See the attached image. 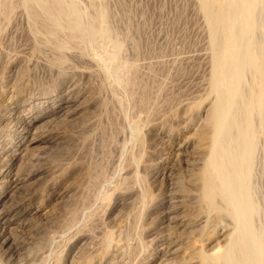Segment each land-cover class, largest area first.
Returning a JSON list of instances; mask_svg holds the SVG:
<instances>
[{
    "label": "bare ground",
    "instance_id": "obj_1",
    "mask_svg": "<svg viewBox=\"0 0 264 264\" xmlns=\"http://www.w3.org/2000/svg\"><path fill=\"white\" fill-rule=\"evenodd\" d=\"M120 1H122V0H120ZM195 1L197 2L195 4H198V6H197L198 9L197 8L196 9L198 10L199 14H197V15H200L201 18L203 19L202 21H203V24L205 26L203 31L204 30L206 31L205 36L207 38V41H205V43H204V44H206L205 45L206 47L204 48L203 55L201 54L202 55V63L204 62V65H205V66L202 65L205 68V70H204L205 73L202 72V74H203V78H204V74H205L204 83L206 82V85H205L206 87L202 86V88H204V89L206 88L205 90L207 92L205 91V93H203V96L205 98H203L204 101H202L201 103L199 101H197V103H196V100H195L194 104L189 103L190 101L188 102L187 99H186L187 100L186 103H183V100H182L181 109L183 111L180 110V116H181V112H182L184 114V117L186 116V121L184 119H182V120L187 122V124L191 122V124H193V126H194L193 131H195L196 134L193 133V135H194V139H196V144H197L196 150H197V152L194 150L196 153V156L193 155L194 157H192V161L190 162V163H192L193 166L190 164L192 167H190V169H187L188 170L187 178L184 177L185 174H182V175H184L183 177L186 179L183 178V180H182V179H176L175 178V179H173L174 181L173 182L171 181V184H169L170 186L167 185V186H169V188L167 187L168 190L167 191L165 190L166 192L163 194L166 197L167 203H169V204L171 203V206H167L165 212L164 211H163L164 213L162 212L163 215L161 216L160 221L158 220L159 222H157V225H156V229L158 230V232L156 231L157 234L155 235V237L149 239L148 240L149 244H147L146 243L147 240L146 241L144 240V236L142 238L141 237L142 235L140 236V235H138L139 233L138 234L136 233V229L140 228V227H137L138 223L140 222L141 219L143 220V218L145 216V215H143L146 212L144 210H148L145 208L153 200L151 194L148 191L149 187H147V188L144 187L147 185L146 184L147 183L146 178H145V184L146 185H143L144 184L143 183L144 177H142V175L145 176L144 174H146V173L144 171L147 170V167H145V170L142 168L144 174L140 173V172H142V171H140L141 167L146 166L148 164L147 161H146L147 164L144 162L145 161L144 155L147 153L149 154V152H145V150L143 149V147H144L143 144L147 143V142L144 143V139H146L145 134H147V136H148L147 138L150 140V141L145 140V141H148V143L151 142V139H152V141L155 139H158V140L160 139L159 137L161 135L159 136V133L161 131H163L164 129H167V121L170 122V116L171 115L169 116V114H168L169 120L164 119L165 117L162 115L164 120H162V121L160 120L161 122L157 123V122H154L155 120L153 122L151 121L152 118H156L154 116L155 115L154 110L157 109V106L155 107L156 101L153 103L152 101H154V100H152V98L155 97L154 94L155 95H157V94L154 91V93L152 95V91H151L152 86L150 87V90H149V87L147 86L148 90L151 93H148V91L146 92V88H145V91L143 89H140V88L146 87V85L143 87L140 84V83L143 84L142 81L140 82L141 78L139 79V77H140L139 74L140 75L143 74V73L142 74L140 73L141 70L139 71V69H140L139 66H141V65L136 64L134 61H132L133 57L129 60V59H127L129 57L126 56V58H124V56H123V53L124 54L127 53V52H125V49H126V51H129V50H127V48H124V46L128 47V45H125L128 43L125 42L127 39L123 37V36L129 35V34H127L128 31H126V34H124L122 36L120 34V32L123 34L124 27H123V32H122V30L118 32L117 29H119L120 27L116 25L117 28H115L116 27L115 24H114L115 27L113 26V24H111L112 19L114 18V15H113L114 11L112 10L113 13L109 12V8H111L112 6L109 7V5H108L109 3H106V2H108V0H0V38H3L1 34L2 33L4 34V30L6 29V26L9 23H11L10 22L11 17L13 16V13L16 12L15 10L16 9L22 10L26 16V17H24L26 19H23V20H26V22H27L26 26L28 27V31H30V33L32 34L31 37H33V40L36 42V44L34 45V48H38L37 50H39V52L43 49L42 50V56H43V52H44V54H46L48 52H50V54H51L50 57L48 56L50 54H48V55L46 54L49 58L48 57L46 58V55H44L45 56L44 58H46V59L43 58L44 60H46L45 61L46 65L45 64L44 65L47 67H45L44 65L43 66L46 69L48 68V72H50L49 70H52V71L55 70V72H57V74L59 76L58 72H60L63 65L67 62V60H68L67 56L68 55L70 56V54L74 55L80 59H85L88 61V63L90 62L94 66V67H92L93 70L88 71L85 74L83 73L82 75L87 76V79L90 77H93V76L99 77V79H101V80H99V81H101L99 83H102V85H103L102 88L106 86L107 89L110 91V98L112 99V101L115 102L114 103L115 105L117 104V106H118L117 108L120 111V116H121L123 125L125 128H127V131H128L127 139H123L124 141L120 145H118L119 150H120V159H121V161H120L121 163L119 165V167H121V168H119V169H121V171H125V172H126V170H128L126 175L128 174L129 178L133 179V183L135 181V183L138 184V185L135 184V187L137 186V188L134 189L135 187H133L132 191L134 189V191L136 192V193H134V194H136V196L135 195H133V196L138 197L137 200H138L139 204H137V206L139 205V207H138V210L134 213V215H133V213L131 214L132 216L130 215V218L133 219L134 221L132 222L133 223L132 225H131V223L129 224L130 226H132L131 227L132 233H130V234L135 236L136 246L130 247V244L128 243L129 239H127L128 241L126 240V238L131 237V236L130 237L126 236L125 231L127 230L128 232H130L129 231L130 229L127 226H125V227H127L129 230L125 227H122V226H121L122 229L121 228L117 229L115 226L114 227L112 226L113 228H116L114 230H112L113 228H110V230H109L108 227H107V229H105L103 227L102 230H100L101 232L99 233V236H97V234H95L96 237H95V235L90 236V234H88L86 232L87 234H82V235H89V239L90 240L92 239L94 242L93 241H91V243L89 242V245L90 244L91 245L88 249L89 252L86 253L87 255L85 254V252L88 250L85 251L86 248L85 249L82 248V253L84 252V254L86 256L85 255L83 256L84 259L79 264H104L106 261H109V262L111 261V263H112V261H115L116 259H118L119 256L121 257V255H123V254L125 255V253L132 257V259H133L132 261H134V264H143V263H147L149 261H156L155 264H264V192H263L264 191L263 190L264 185L262 184L263 185V187H262L260 184L261 183L260 180H262V183H264V0H195ZM123 5H125V4H123ZM114 8L115 7H113L112 9H114ZM121 9L123 10V8H121ZM116 10H118V9L116 8ZM131 14L132 13H130L129 15L131 16ZM110 15H112V18L110 17ZM117 15L119 16V14H117ZM133 17H135V16L133 15ZM110 18H111V22H110ZM123 18H124V16H123ZM21 19H22V17H21ZM113 20H115V19H113ZM123 21H125V19L120 21V22L122 23ZM16 22L19 24L20 21L19 22L16 21ZM16 22H15V24H16ZM130 22L134 23V21H130ZM112 23H114V22H112ZM125 23H127V22H125ZM20 24H22V23H20ZM129 25H130V23L127 24V27ZM136 27H138V26L136 25ZM136 27H135V31H136ZM132 28L133 27H131L130 29H132ZM15 29H17V28H15ZM136 32H138V31H136ZM129 33H130V30H129ZM131 35L128 36L129 40H130L129 37H131ZM5 36H7V35H5ZM24 36H26V35H24ZM134 36H136V35H134ZM121 37L124 38V40L125 39L126 40L124 41ZM135 41H137V40H135ZM136 43H138V42H136ZM1 45H3V44H1ZM137 45H139V44H137ZM202 46H204V45H202ZM1 48H3V47H1ZM46 49H47V52L45 51ZM178 49H180V48H178ZM30 50L32 51V48ZM34 50H36V49H34ZM133 50H135V49L133 48ZM175 51H176V49H175ZM26 52H27V50H26ZM32 52L34 53V51H32ZM32 52H30V53H32ZM132 52L133 51H131V53ZM35 53H37V52L35 51ZM134 53H135V51H134ZM139 53H141V52H139ZM158 53H159V51H158ZM163 53H165V52H163ZM180 53H179V55H180ZM195 53H196V51H195ZM167 54H169V53H167ZM199 54H200V52H199ZM15 55H16V53H14V56ZM39 55L41 56V54H39ZM149 55H150V53H149ZM160 55H162V53ZM163 55H166V54H163ZM183 55H185V54H183ZM183 55H181V56H183ZM69 56H68V58H69ZM171 57H173V56H171ZM72 58H70V59H72ZM157 59H160V58L157 57ZM188 59H190L189 56H188ZM38 61H41V60H38ZM175 61H177V60L175 59ZM194 61H196V59ZM41 62H43V61H41ZM136 62H137V60H136ZM165 62H166V60H165ZM43 63H41V64H43ZM159 63H160V61H159ZM185 63H188V62H185ZM24 64H26V63H24ZM84 64H85V62H84ZM165 64L167 65V63H165ZM87 65H89V64H87ZM87 65H85V66H87ZM166 65H164V66H166ZM179 65L180 64H178V66ZM147 67H148V65H147ZM151 67H153V66H151ZM159 67L160 66H157V68H159ZM168 67H169V65H168ZM82 68L80 70H85ZM143 68L141 67V69H143ZM163 68H165V67H163ZM153 69H154V67L150 71L149 75L152 74L151 72H153ZM161 69L162 68H160V70ZM169 69H171V68H169ZM201 69H202V67H201ZM24 70H26V67H24ZM28 70H29V68H28ZM33 70H36V69H33ZM74 70H75V68H74ZM80 70H78V71H80ZM87 70H88V68H87ZM36 71H38V70H36ZM52 71L50 72V74L53 73ZM145 71H147V69ZM27 72L24 74H27ZM158 72H159V70H158ZM174 72H176V71H174ZM15 73H16V71H15ZM61 73L62 72H60V74ZM145 73H147V72H145ZM153 73H156V72L154 71ZM45 74H46V72H45ZM78 75H79V73H78ZM163 75H166V74L164 73ZM147 76H148V74H147ZM151 76H154V78H156L158 75H156V76L151 75ZM142 77H143V75H142ZM168 77L170 78V76H168ZM33 78L34 77H32V79ZM54 78H55V76H54ZM75 78H76V76H75ZM160 78H161V76H160ZM45 79L46 78H44V81H45ZM80 79H82L81 76H80ZM142 79H144V78H142ZM166 79H167V77H166ZM168 79H167V81L169 82ZM155 80H157V79H155ZM202 80L203 79L201 78L200 81H202ZM19 81H20V79H18V83H19ZM21 81H22V78H21ZM24 81H26V80H24ZM37 81L36 82L33 81V82L37 83ZM146 81H148V80L146 79ZM146 81H144V83ZM80 82H79V84H80ZM164 83H166V81H164ZM204 83H202V85ZM15 84H16V80H15ZM22 84H24V83H22ZM85 84H86V82H85ZM152 84H153V82H151V85ZM168 85L169 84L167 83V86ZM4 86H2V87L5 88V90H6V88L8 86L7 87H4ZM88 86L89 85H87V87ZM139 86H142V87L138 88ZM157 86H156V88H157ZM2 87H0V90H2L1 91L2 96L0 98V111L3 110V108H5L6 105L8 104L7 102H6L7 104H4L5 99L4 98L2 99V97L4 96L3 95L4 89ZM17 87H18V85L16 86V89H17ZM165 87H166V85H165ZM20 88H23V86ZM162 88H164V87H162ZM16 89H15V91H17ZM49 89H50V87H49ZM98 89H99V87H98ZM138 89H140L141 91L143 90V91L140 92V94H139L138 91H140V90H138ZM165 89H167V88H165ZM165 89H163V91ZM23 90H24V88H23ZM154 90H155V88H154ZM160 90H158V92H157L158 94H159ZM167 90H166V92H168ZM18 92H20V91H18ZM21 92H22V90H21ZM102 92H103V90H102ZM166 92L164 91V94H166ZM44 93H45V91H44ZM106 93H108V92L106 91ZM147 93L149 95H147ZM168 93H170V92H168ZM13 94H15V92ZM63 94H64V92H63ZM89 94H90V92H89ZM97 94H99V92H97ZM97 94H96V96L94 95L95 96L94 100L98 101L97 105L102 104V106L105 107L107 100H106V102H103L104 105H103V103H99L102 98H100ZM201 94H202V91H201ZM205 94H206V96H205ZM66 95H67V93H66ZM150 96H154V97L151 98ZM203 96H201V97H203ZM179 98H180V96H179ZM9 99H10V96L7 97L6 101H8ZM159 99H160V95H159L158 100ZM169 99H170L169 102L170 103L172 102V104H173L174 100L171 101V98H169ZM169 99H165V100H169ZM173 99H176V98H173ZM158 100H157L156 105H158ZM179 100L181 101V98ZM66 101H68V100H66ZM102 101H103V99H102ZM110 102H111V100H110ZM110 102L108 101V103H110ZM175 102H177V101L175 100ZM178 104L179 103L177 102V107H178ZM113 105H111L110 107H112ZM164 105L162 104V106H164ZM9 106H10V104H9ZM9 106H7V107L10 108L11 106L10 107ZM106 106H107V104H106ZM153 107H155L156 109H154ZM161 108L163 109V107H161ZM168 108H169V106H168ZM172 111L173 110H171V112ZM1 112H3V111H1ZM173 112H175V111H173ZM155 113H158V112L155 111ZM167 113H168V111H167ZM113 114H114V112H113ZM178 114L176 113V115H178ZM176 115H172L171 118L173 116H176ZM118 116H119V114H118ZM151 116H152V118H151ZM159 116H157V117H159ZM180 116L178 115V117H180ZM8 117H10V116H8V114H7V118ZM184 117H182V118H184ZM99 118H100V116H98V119ZM150 118H151V120H150ZM176 118H177V116L175 117V119ZM16 119H21V116L15 117L14 120H16ZM96 120H97V118H96ZM113 120H115V118ZM113 120H111V122ZM172 120L173 119H171V121ZM172 122H174V121H172ZM117 123H118V121H117ZM16 124H19V123H16ZM182 124H184V123H182ZM187 124H185V125H187ZM7 125H9V124H5V127H3V128H5V129L8 128L9 126H7ZM172 125H169L168 128H169V130L173 131L174 128L172 127ZM175 126H177V125H175ZM11 127H12V125H11ZM110 127H112V126H110ZM113 127H114V125H113ZM3 128L1 131H3ZM116 128L118 130V127H116ZM121 128L123 129V127H121ZM178 128H179V126H178ZM180 128H182V126H180ZM102 129H103V127H102ZM145 130H146V133L144 134ZM111 131H113V130H111ZM103 132H104V129H103ZM110 133H112V132H110ZM116 134L117 133H115V135ZM119 134H121V132ZM96 135L98 136V134H96ZM99 136H98V138H99ZM31 137H32V135H31ZM95 138H97V137H95ZM115 138H117V137H114L113 139H115ZM107 140H108V138H107ZM111 141H112V139H111ZM121 141L122 140H120V142ZM95 143H96V141H95ZM148 143H147V145H149ZM88 144H90V143H88ZM88 144H87V146H88ZM108 144H110V143H107V147L109 148ZM138 144L142 145V149H141V147L140 148L138 147ZM103 145H100V146H102L100 148H103ZM105 145H104V147H105ZM133 145H136V147H137L136 150H138V149H141V150L135 151L136 153L131 151L132 149L130 147H133ZM147 145H146V148H147ZM179 145H180L179 147H181V144H179ZM194 146H195V144H194ZM24 147H26V146H24ZM115 147H117V146H115ZM115 147H114V149H115ZM149 147H148V149H149ZM163 147H164V145H163ZM22 148L23 147H21V149ZM128 148H130V149H128ZM160 148H162V146ZM111 149H113V148H111ZM24 150L27 151L26 148H24ZM149 150H153V147L150 148ZM158 150H160V149H158ZM106 151H107V149H106ZM114 151H116V150H114ZM162 151L165 152V150H162ZM176 152L179 153L180 150L179 151L177 150ZM186 152H188V151H186ZM186 152H184V153L186 154ZM169 153H166V155L168 156ZM192 153H194V152L192 151ZM23 154L26 155V153H23ZM110 154H112V153H110ZM182 154H183V152H182ZM187 154H189V153H187ZM109 156L110 155H108V157ZM167 156H165V157H167ZM171 156H172V154H171ZM20 157H21V155H20ZM23 157H25V156H23ZM169 157L168 158H162L161 160L166 161L167 159H169ZM110 158H108V159H110ZM112 158L114 159V157H112ZM117 158H119V157H117ZM159 159H160V157H159ZM159 159H158V161H159ZM111 161L113 162L114 160H111ZM159 163H161V161ZM187 163L189 164V162H187ZM112 165H114V164H112ZM115 166H116V164H115ZM124 166H126V168H128V169H124L125 168ZM112 167L114 168V166H112ZM149 167L150 166H148V168ZM96 168H98V167H96ZM116 168H118V164H117ZM85 169H86V167L84 168V170ZM92 169H94V168H92ZM89 170L90 169H88L87 171H89ZM112 171L111 172L109 171V172L112 173ZM117 172H118V176H119L120 171H117ZM146 172H148V171H146ZM89 173L91 174V171L86 173V175ZM94 173H96V172H94ZM99 173L100 172L98 171L96 173L98 175L95 174L96 176L93 175L92 177H90V178H92V180H90V181L88 178L89 175L86 176V178L89 181L87 183L88 184L87 187L85 186L86 192L84 190H83L84 192H82V189L80 191L83 194L85 193L84 195H86V196L79 193L78 197L82 198L81 197V195H82L83 199L80 201V203H79V200L76 201V203L78 202L79 205L78 206L76 205L77 207L75 206L76 208L75 209L73 208V210L71 209L72 211L69 212V215L71 213L70 218L68 216L69 219L65 223L63 222L64 224L61 227V231L59 232L60 234L57 235V233L56 234L54 233V235H50V236L47 235L48 236L47 237L48 239L46 240L47 249L44 251V253H43L44 255H42L41 251L43 249H45L46 247L43 245L42 246L40 245L41 247H43V249L42 250L39 249V250H41V251H39L41 253L39 255L40 256L42 255V258L45 259L44 264L47 263V259H46L47 257H49L51 255L50 258H52L54 256V255L52 256V254L56 255L55 258L57 259L56 260L57 264H65L64 262H66V256H67L66 253H68V252L65 253L66 255L64 254V256H65L64 257L61 253H58V250L57 251L54 250V249L58 248L57 246H60V244H59L60 240L62 242H64L63 241V239H64L63 235L67 234L70 231H74L73 233H75V231L78 229H79L78 230L79 232L84 231V230L80 231V229L84 228V226L81 228L82 225L80 226V222L82 223L84 220H90L91 221L92 218L94 219V217L96 215H98L97 213L99 211L100 206H101V209H103L102 205L105 206V205L111 203L108 200L111 198L112 195H114L113 193L121 186L120 184H117V183L113 184L116 180L115 178L119 179V177H117L116 172L113 173V175H111V176H107V175H105L107 172H105V174H104V172H102V169H101V173L100 174ZM110 173H108V174H110ZM140 174H141V176H140ZM179 178H180V176H179ZM120 179H121V172H120ZM126 179L127 178L124 177L123 182L126 181ZM120 181H122V180H120ZM120 181L118 180V182H120ZM123 182H122V184H124ZM131 182H132V180H131ZM83 184H85V182ZM118 185H120V186L118 187ZM126 185H128V184H126ZM126 185H125L124 189L128 188V187H126ZM129 191H131V190H129ZM124 192H125V190H124ZM78 197H77V199H78ZM153 197L157 198L156 196H153ZM155 198H154V200H156ZM107 201L110 203H106ZM179 202H181L183 204V206L186 202H188L189 205L186 207L187 210H186V208L184 209V211H185V213L183 212L184 215L181 216L180 218H177L174 216V213H173V216L171 215V210L174 208L172 205H174L175 203L178 204ZM177 204L175 206H177ZM105 207H104V209H105ZM173 210H175V209H173ZM105 211H106V209H105ZM105 211H103V212H105ZM3 213L0 211V220L4 219ZM104 215H105V213H104ZM102 216H103V214H102ZM142 216H143V218H142ZM105 217H107V215ZM132 217H134V218H132ZM130 218H129V222H131ZM101 219H100V221L103 220V219L102 220ZM90 221H88V222H90ZM120 223H122V222H120ZM84 224H85V221H84ZM145 226H144V228H145ZM85 228L87 229V227H85ZM123 228L126 230L124 231ZM88 229H89V227H88ZM88 229L86 231H88ZM94 229H95V227H94ZM98 229H100V226ZM97 230L96 231L93 230L94 233L98 232ZM66 236L67 235H65V237ZM73 236L75 237V235H73ZM74 237H72V238H74ZM133 237H132V239H133ZM67 239H69V238L67 237L66 240ZM71 240L72 239L70 237V241ZM180 240L184 241V244L182 242L180 244H183L185 246V248L187 247L188 251L186 249V252H181V251H185V248L183 245H181V246H183L184 250L182 249L180 251L181 246L177 245V243ZM68 241L69 240H67V242ZM86 241H84V242H86ZM62 242H60V243L62 244ZM88 246H86V247L88 248ZM63 248H65V247H62V249ZM62 251H64V249ZM37 252L38 251H36V253ZM59 252H60V250H59ZM62 253H64V252H62ZM130 256L128 258H130ZM71 259H73V261H75L74 260L75 258H71ZM120 259H122V257ZM120 259H119V261H120ZM36 260H38V259H36ZM40 261H41L40 264H42L43 260L41 259ZM71 261L69 264H73V263L76 264L79 262L77 260L78 262L75 261V262L71 263ZM130 263H132V262H130Z\"/></svg>",
    "mask_w": 264,
    "mask_h": 264
},
{
    "label": "rangeland",
    "instance_id": "obj_2",
    "mask_svg": "<svg viewBox=\"0 0 264 264\" xmlns=\"http://www.w3.org/2000/svg\"><path fill=\"white\" fill-rule=\"evenodd\" d=\"M106 3H109L108 4L109 7L112 6L111 8H109V12H112V10L114 11V13L113 12L112 13L114 15L113 19H115V20L112 19V22H114V23H112L111 22L112 15H110L111 24H113V26L115 24V26L117 25L120 27L119 29H117L118 32L121 30L123 32V27H124L123 34L120 32V34L122 36L124 34H126V31H128L127 34H129L127 36H123L124 38L127 39V40L125 39L126 41L124 40V38H122V37L121 38L126 43H128V44L124 43L125 45H128V47L124 46V48H127V50H129V51L131 50L133 52L131 53V51L129 52V51H126V49H125V52H127V53H125L126 55L123 53L124 58H126V56H127V57H129L127 59L130 60L133 57L132 61H134L136 64L141 65V66H139V68H140L139 71L141 70L140 73L141 74L143 73L142 74L143 77H142V75L139 74V76H140L139 79L140 78L141 79L144 78V79H142V80L140 79V82L141 81L143 82V84L142 83H140V84L143 87L146 85V87L140 88L142 86H139L138 88L143 89L144 91L146 88V92L148 91V93H151L149 90H150V87L152 86V88H153V89L151 88L152 95L155 91L158 96L154 94L155 97L154 96H150V97L151 98L154 97V98H152V100H154L152 102L154 103L156 101L155 102L156 104H157V100H158L159 95H160V99L158 100V105L155 104V107L157 106V109L155 107H153L154 109H156V110H154L155 115L153 114L156 118H152V116H153L152 115L151 116L152 120H151V118H150V120L152 122L155 120L154 122L159 123L164 119L169 120L170 115L172 116V115H176V113L177 114L179 113L178 115L180 116V110L183 111L181 109L182 100H183V103H186V101L188 100V102L190 101L189 103H193V104L195 103V100H196V103H197V101H199L200 103L202 101H204L203 98H205V97L203 96V93H205L206 88L204 89V88H202V86L206 87L205 86L206 82L204 83L205 74H204V78H203V74H202V72L205 73V71H204L205 65H204V62L202 63V55L204 52V48L206 47L205 46L206 44H204V43H205V41H207V38L205 36L206 31L205 30L203 31V29L205 27L203 24V21H202L203 19L201 18L200 15H197V14H199L198 10H197L198 4H195L197 2L195 0H122V1H120V0H116V1L115 0L114 1L108 0V2H106ZM123 4H125V5H123ZM113 7H115V8L112 9ZM116 8L118 10H116ZM121 8H123V10ZM15 11L16 12H14L13 16L11 17V21H10L11 23H9L7 25L8 27L6 26V29H5L6 31L4 30V34L7 36H5L2 33L1 35L3 38H0V87H2L4 85H5L4 87L8 86L6 88V90H5V88L2 87L4 89V93H3L4 96L2 97V99L3 98L5 99L4 104H7V103L8 104L6 105L5 108H3V110H1L3 112L0 111V133H1L0 134V211L2 213L3 212L5 213V214L3 213L4 219L0 220V264H40L41 259L43 260L42 264H44L45 259L42 258V255H44L43 253L47 249V246H46V240L48 239L47 237L50 235H54V233L55 234L57 233V235L60 234L59 232L61 231L62 225L70 218L71 213L69 215V212H71L73 210V208L75 209L79 205L78 202L76 203V201L79 200V203H80V201L83 199L82 195H84L85 193L83 194L82 192H84V191L86 192L85 186L87 187V185H88L87 183L90 180H92V178H90V177H92L93 175L94 176L98 175V174H96L98 171L101 173V169H102V172H104V174H105V172H107L105 174L107 176H111V175H113V173L116 172L117 177H119V179L115 178L116 180L113 184L117 183V184H120L121 186L118 185V187L119 186L120 187L113 193L114 195H112L111 198L108 200L111 203L107 201L106 203H110V204L105 205L106 204L105 203L104 205L106 207L102 205L103 209L105 207L106 211H105V209L104 210L101 209V206H100L99 211L97 213L98 215H96L97 217L95 216L94 219L93 218L91 219V221L95 220L96 222L95 221L91 222L90 220H84L85 224H84V221L82 223L80 222V226L82 225L81 228L84 226V228L80 229V231L84 230L85 232L84 231L79 232L78 231L79 229L76 230L75 233H73L74 231L68 232L67 234H65V235H67L66 237H65V235H63V236H64L65 240L68 237L69 239H67V240H69V241L67 242V240L65 241L63 239L64 242H62L60 240V242H62V244L59 242L60 246H57L58 248L54 249L56 251L58 250V253H61L63 256L66 252H68V253H66L67 254V256H66V262L67 263L64 262L65 264H69L71 260H72L71 263L78 260L79 262L77 261L78 263H76V264H79L84 259L83 256L89 252L88 249L91 245V244L89 245V242L91 243V241H93L92 239L91 240L89 239V235H82V234L88 233V234H90V236L91 235L94 236L95 234H97V236H99V233L101 232L100 230H102L103 227L105 229H107V227H108V229L110 230V228H113L114 226L117 229L118 228L122 229V227L127 226L130 230L127 227H125V228H127L130 232H128L126 229L123 228L124 231L126 230L125 231L126 236H128V237L131 236L130 237L131 239L134 236V235L130 234V233H132V231H131L132 226H130L129 224L131 223V225H132L133 224L132 222L134 221L133 219L130 218V215L132 213L134 215V213L138 210V207H139V205L137 206V204H139L138 200H137L138 197L133 196V195L136 196V194H134V193H136L134 191V189H136L137 186L135 187V184H136L135 181L133 183V179L129 178L128 174L126 175L128 170H126V172H125V171H121V169H119V168H121V167H119V165L121 163L120 162L121 159H120V150H119L118 145H120L124 141L123 139H127L128 131H127V128H125L123 125V122H122V119L120 116V111L117 108L118 107L117 104L115 105L114 104L115 102L112 101V99L110 98V91L107 89L106 86L102 88V86H103L102 83H99V82H101V81H99L101 79H99V77H94V76L87 79V76L82 75L83 73L85 74L88 71H92L93 70L92 67H94V66L90 62L88 63L87 60L80 59V58L70 54V56L68 55L69 58L67 56V59H68L67 62L62 67L63 69L64 68L65 69L63 70L61 68V70H60V72H62V73L60 74V72H58L59 73V76H58V74H57V72H55V70H53V71L49 70L50 72L51 71L53 72L52 74H50V72H48V68L47 69L45 68L47 66H45L46 60H44L48 56L49 57L51 56L50 52L46 53L47 52V49H46L45 53L47 55L48 54H50V55L47 56L43 52V56H42V50L43 49L39 52V50H37L38 48H34V45L36 44V42L33 40V37H31L32 34L30 33V31H28V27L26 26V24H27L26 20H23V19H26V18H24V17H26L25 14L23 13L22 10H19V9H16ZM130 13H132L131 16L129 15ZM117 14H119V16ZM121 14L124 16V18ZM133 15L135 17H133ZM21 17H22V19H21ZM124 19H125V21H123L121 23L120 21H122ZM16 21H18V22L20 21L19 24ZM130 21H134V23H131ZM15 22H16V24H15ZM125 22H127V23H125ZM20 23H22V24H20ZM129 23H130V25L127 27V24H129ZM136 25L138 27H136ZM117 26L115 28H117ZM130 26L133 27L134 29L133 28L130 29L131 28ZM135 27H136V31H138V32L135 31ZM15 28H17V29H15ZM129 30H130L131 34L133 33L132 35L129 33ZM24 35H26V36H24ZM130 35H131V37H129L130 38V40H129L128 36H130ZM134 35H136V36L138 35V36L136 37ZM135 40H137V41H135ZM136 42H138V43H136ZM1 44H3V45H1ZM137 44H139V45H137ZM202 45H204V46H202ZM1 47H3V48H1ZM31 48H32V51H34V53L30 50ZM133 48L135 50H133ZM178 48H180V49H178ZM34 49H36V50H34ZM175 49H176V51H175ZM26 50H27V52H26ZM35 51L37 53H35ZM134 51H135V53H134ZM158 51H159V53H158ZM195 51H196V53H195ZM30 52H32V53H30ZM139 52H141L142 54ZM163 52H165V53H163ZM166 52L169 53L170 55L167 54ZM199 52H200V54H199ZM14 53H16L15 56H14ZM149 53H150V55H149ZM161 53H162V55H160ZM179 53H180V55H179ZM182 53L185 55H183ZM39 54H41V56ZM163 54H166V55H163ZM44 55H46V58H44L45 57ZM181 55H183V56H181ZM171 56H173V57H171ZM188 56L190 59H188ZM157 57L160 59H157ZM70 58H72V59H70ZM175 59L177 61H175ZM195 59H196V61H194ZM38 60H41L44 63L41 61H38ZM136 60H137V62H136ZM165 60H166V62H165ZM159 61H160V63H159ZM84 62H85V64H84ZM185 62H188V63H185ZM24 63H26V64H24ZM41 63H43V64H41ZM165 63H167V65ZM87 64H89L91 67ZM178 64H180V65L178 66ZM85 65H87V66H85ZM147 65H148V67H147ZM164 65H166V66H164ZM168 65H169V67H168ZM202 65H204V66H202ZM151 66L154 67L153 72L155 71L156 73L151 72L152 74L149 75L150 71L153 68ZM157 66H160V67L157 68ZM24 67H26V70H24ZM27 67L29 68V70ZM141 67L142 68L144 67V68L141 69ZM163 67H165V68H163ZM201 67L203 70L201 69ZM74 68L76 71L74 70ZM81 68L85 69V70H80ZM87 68H88V70H87ZM160 68H162V69L160 70ZM169 68H171V69H169ZM33 69H36L38 71L33 70ZM146 69H147V71H145ZM68 70L69 71L71 70L72 72L71 71L69 72ZM78 70H80L81 72ZM158 70H159V72H158ZM15 71H16V73H15ZM174 71H176V72H174ZM26 72H27V74H24ZM45 72H46V74H45ZM74 72L75 73L77 72V73L75 74ZM145 72H147V73H145ZM78 73H79V75H78ZM164 73L166 75H163ZM147 74H148V76H147ZM151 75H155V76L158 75L157 76L158 78L157 77L154 78V76H151ZM54 76H55V78H54ZM75 76H76V78H75ZM80 76L82 79H80ZM160 76H161V78H160ZM168 76H170V78ZM32 77H34V78L32 79ZM166 77H167V79L169 78L168 79L169 82L167 81ZM21 78H22L23 82L21 81ZM44 78H46L45 81H44ZM201 78L203 79L202 81H200ZM18 79H20L19 83H18ZM146 79L148 81H146ZM155 79H157V80H155ZM15 80H16V84L18 83L17 89H16L17 85L15 84ZM24 80H26V81H24ZM143 80L146 81L147 83L146 82L144 83ZM33 81L34 82L37 81V83H34ZM78 81L79 82L81 81L80 84ZM164 81H166V83H164ZM21 82L24 84H22ZM85 82H86V84H85ZM151 82H153L152 85H151ZM167 83L169 84L168 86H167ZM202 83H204V84L202 85ZM87 85H89V86L87 87ZM165 85H166V87H165ZM22 86H23L24 90H23V88H20ZM147 86L149 87V90H148ZM156 86H157V88H156ZM49 87H50V89H49ZM98 87L100 90L98 89ZM160 87L161 88L164 87V88L161 89ZM154 88H155V90H154ZM165 88H167L168 90ZM15 89L17 91H15ZM140 89H138V90H140ZM163 89H165L164 90L165 92L167 90L170 93L166 92V94H164ZM21 90H22V92H21ZM102 90H103V92H102ZM158 90H160L161 93L159 92V94H158L157 93ZM1 91L2 90H0V98L2 96ZM18 91H20V92H18ZM44 91H45V93H44ZM106 91L108 93H106ZM142 91L141 90L138 91L139 94ZM201 91H202V94H201ZM14 92H15V94H13ZM63 92H64V94H63ZM89 92H90V94H89ZM97 92H99V94H97ZM66 93H67V95H66ZM148 93H147V95H149ZM96 94L100 98L103 99V101L101 99V101L99 103L106 102V100H107V103H106L107 106H106V104H105V107H103L102 104L97 105L98 101L94 100ZM90 95L91 96L93 95L92 96L93 98ZM9 96H10L11 100L9 99L8 100L9 102H8V101H6V99ZM179 96L181 98V101L179 100L180 99ZM201 96H203V97H201ZM205 96H206V94H205ZM168 97L171 98V101L174 100V102H173L174 105L172 104V102L171 103L169 102L170 99ZM108 98L111 100V102ZM173 98H176V99H173ZM165 99H169V100H165ZM66 100H68V101H66ZM175 100L179 103L178 107H177V102H175ZM108 101L110 103H108ZM161 103L163 105L164 104L165 105L162 106ZM9 104L11 107L9 106ZM103 105H104V103H103ZM111 105H113V106L110 107ZM7 106H9L10 108H8ZM168 106H169V108H168ZM161 107H163L164 110ZM170 109L175 111V112H173V111L171 112ZM155 111H157L159 114L155 113ZM167 111H168V113H167ZM113 112H114V114H113ZM7 114L10 117L7 118ZM118 114H119V116H118ZM168 114H169V116H168ZM162 115L165 117L164 119H163ZM178 115H176L177 116L176 119H175L176 116H173L172 118L170 116V122L167 121V129H164L163 131H161L159 133V136L161 135L159 137L160 138L159 140L155 139L152 141V139H151V142L148 143V141H150V140L147 138L148 137L147 134H145L146 130L144 131V134L146 137V139H144V143L147 142L149 145H147V143L143 144L144 145L143 149L145 150V152H149V154L147 153L144 155V160H145L144 162L146 163V161H147L148 164L146 163L147 164V165L145 164L146 166L141 167L140 171H142V172H140V173L142 174L143 169L145 170V167H147L146 171H148V172H146V171H144V172L146 174L147 173L148 174L146 175L143 173L145 176L142 175V177H144L143 178L144 180L143 179L142 180L144 183L143 185H146V184L148 185V186L146 185L144 187H146V188L149 187L148 191L151 194L153 200L145 208L148 210H144L146 212H145V214H143V215H145L144 218L142 216L143 220L141 219L139 222L140 224L138 223L137 227H140V228L142 227L143 229L141 228L142 229L141 230L140 228H137L139 231L136 229V233L137 234L139 233L138 235H140V236L142 235L141 236L142 238L144 236V240L145 241L147 240L146 241L147 244H149L148 240L155 237V235L157 234V232H158V230L156 229L157 222L160 221L161 216L165 212L167 206H171V203L170 204L167 203L166 197L164 196L163 193H165L168 190V188L170 186L169 184H171V181L172 182L174 181L173 179L176 178V179H182L183 180L184 177L187 178V175H188L187 169H190V167L193 166L192 163H190V162L192 161V157L196 156L195 151L197 152V150H196L197 149L196 139H194V135H193V133L194 134H196V133H195V131H193V129H194L193 124H191V122H190V123H188L189 124L188 125L187 122H185L186 116L184 117V114L182 112H181V116L183 115L182 117H184V118H182L181 116L178 117ZM17 116H21V119L14 120L15 117H17ZM98 116H100L99 119H98ZM157 116H159V117H157ZM96 118H97V120H96ZM114 118H115V120L116 119L117 120L116 121L113 120ZM110 119L113 120L114 122L113 121L111 122ZM171 119H173L172 121H174V122H172ZM182 119H184L185 121H183ZM117 121H118V123H117ZM16 123H19V124H16ZM182 123H184V124H182ZM5 124H9V125H7V126H9L8 127L9 129L3 128V127H5ZM185 124H187V125H185ZM11 125H12V127L14 126L15 128L14 127L12 128ZM113 125H114V127H113ZM169 125H172V127L174 128L173 131L169 130V128H168ZM175 125H177V126H175ZM110 126H112V127H110ZM178 126H179V128H178ZM180 126H182V128H180ZM102 127L104 129V132H103ZM116 127H118L119 131L117 130ZM121 127H123V129ZM2 128H3V131H1ZM111 130H113V131H111ZM110 132H112V133H110ZM120 132H121V134H119ZM115 133H117V134L115 135ZM96 134H98V136L100 135L99 138ZM31 135H32V137H31ZM95 137H97V138H95ZM114 137H117L118 139L117 138L113 139ZM107 138H108V140L110 139L109 140L110 142L107 140ZM111 139H112V141H111ZM120 140H122V141L120 142ZM145 140H148V141H145ZM95 141H96V143H95ZM162 141L163 142L165 141V142L163 143ZM87 142L90 144H88ZM107 143H110V144H108L109 148L107 147ZM87 144L89 147L87 146ZM103 144L104 145L106 144L105 147ZM159 144L162 146L163 149L160 148L161 146ZM179 144H181V147H179L180 146ZM194 144H195V146H194ZM100 145H103V148H100V147H102ZM140 145L138 144V147L139 148L141 147V149H142V145L141 146ZM146 145H147V148H146ZM163 145H164V147H163ZM24 146H26V147H24ZM115 146H117V147H115ZM21 147H23V148L21 149ZM114 147H115V149H114ZM133 147H130L132 149L131 151H133V152L141 150V149L136 150L137 149L136 145H133ZM148 147H149V149L153 147L154 151L149 150ZM24 148H26L27 151L24 150ZM111 148H113V149H111ZM130 148H128V149H130ZM106 149H107V151H106ZM158 149H160V150H158ZM176 149L178 151L180 150L181 153L180 152L177 153ZM114 150H116V151H114ZM162 150H165V152ZM157 151L158 152L160 151V152L158 153ZM186 151H188V152H186ZM192 151L195 154L192 153ZM182 152H183V154H182ZM184 152H186V154ZM23 153H26V155H24ZM110 153H112L113 155ZM166 153H169L168 156L166 155ZM187 153H189V154H187ZM171 154H172V156H171ZM20 155H21V157H20ZM108 155H110V156L108 157ZM115 155L119 158H117ZM23 156H25V157H23ZM165 156H167V157H165ZM112 157H114V159ZM159 157H160V159H159ZM168 157H169V159H167L166 161L161 160L162 158H168ZM108 158H110V159H108ZM158 159H159V161H158ZM111 160H114V161L112 162ZM160 161H161V163H159ZM187 162H189V164ZM112 164H114V165H112ZM115 164H116V166L118 164V168H116ZM112 166H114V168ZM148 166H150L149 167L150 169L148 168ZM85 167H86V169L84 170ZM96 167H98L100 170ZM124 167H125L124 169H128V168H126V166H124ZM92 168H94V169H92ZM88 169H90L89 171H91V174L90 173L87 174V175H89V177H88L89 181L86 178V176H87L86 173L89 172V171H87ZM116 170L121 172V179H120V172H119V176H118V172ZM109 171L110 172L112 171V173H110ZM94 172H96V173H94ZM108 173H110V174H108ZM122 173L123 174L125 173L124 174L125 176ZM141 174H140V176H141ZM182 174H185V176ZM179 176H180V178H179ZM122 177L123 178L126 177L127 178L126 181L123 182ZM145 178H146V182H147L146 184H145ZM186 178H184V179H186ZM118 180L119 181L122 180V181L118 182ZM131 180H132V182H131ZM83 181L85 182V184H83L84 183ZM122 182L125 185L128 184V185H126V187H128V188L124 189L125 185L122 184ZM260 182L259 183L263 187L264 183H262V180H260ZM136 185H138V184H136ZM167 185H169V186H167ZM133 187H135V188L132 191ZM81 189H82V192H80ZM128 189L131 190L132 192L129 191ZM124 190L126 193L124 192ZM263 190H264V188H263ZM79 193L82 194L81 195L82 198L78 197ZM84 196H86V195H84ZM153 196H156L157 198H155ZM77 197H78V199H77ZM154 198L156 200H154ZM187 203L188 202H186L184 204V206L181 202L178 203L179 205L177 203L172 205L174 207L173 209H175V210H173V209L171 210V215L173 216V213H174V216L177 218H180L181 216H183L185 213L184 209L189 205V203L188 204ZM176 204H177V206H175ZM100 210L101 211L103 210L105 212L102 211L103 212L102 213ZM186 210H187V208H186ZM101 213L103 214V216ZM104 213H105V215H104ZM106 215H107V217H105ZM68 216H69V218H68ZM129 218H130L131 222H129ZM132 218H134V217H132ZM100 219L102 221H100ZM86 221L87 222L90 221V222L87 223ZM120 222H122V223H120ZM99 226H100V229H98ZM144 226H145V228H144ZM85 227H87V229L89 227L88 231L89 230L90 231L89 232L86 231L87 229ZM94 227H95V229H94ZM116 228H113L112 230H114ZM93 230H95V231L97 230L98 232L94 233ZM73 235H75V237ZM70 237L72 239L71 241H70ZM72 237H74V238H72ZM95 237H96V235H95ZM130 238H126V240L129 239V241L128 240L127 241L130 244V247H132V246L135 247L136 246L135 236L133 237L132 240ZM84 241H86V242H84ZM181 242L184 244V241L180 240L177 243V245H179V246L183 245V244H180ZM64 244L65 245L67 244V245L65 246ZM40 245L41 246L43 245L46 248L44 247L45 249H43V247H41ZM86 246H88V248ZM183 246H181L180 251L183 249ZM62 247H65V248H63L64 251H62L63 250ZM82 248L83 249L86 248L85 251L86 250H88V251H86L84 254V252L82 253ZM184 248H185V246H184ZM39 249H41V250L43 249V250L41 251ZM186 249H187V247L185 248V251H181V252H186ZM59 250H60V252H59ZM36 251H38L37 252L38 254L36 253ZM39 251H41V253H42L41 256L39 255V254H41ZM61 251L64 253H62ZM187 251H188V249H187ZM50 256L46 258L47 263H45V264H57V261H56L57 259L55 258L56 255L52 254V256H53L52 258H50ZM129 256L130 255L125 253V255L124 254L121 255L122 259H120L121 257L119 256L118 259H116L117 261L116 260L112 261V263H111V261L110 262L106 261L104 264H108V263L109 264H134V261H132L133 260L132 257L130 256V258H128ZM71 258H75L74 259L75 261H73V259H71ZM36 259H38V260H36ZM119 259H120V261H119ZM130 262H132V263H130ZM155 263H156V261H149V262L143 263V264H155ZM73 264H75V263H73Z\"/></svg>",
    "mask_w": 264,
    "mask_h": 264
}]
</instances>
